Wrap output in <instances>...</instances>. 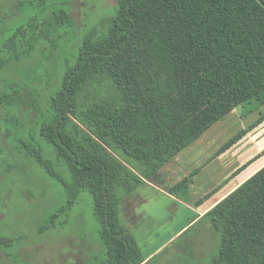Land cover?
Masks as SVG:
<instances>
[{"label":"trees","instance_id":"1","mask_svg":"<svg viewBox=\"0 0 264 264\" xmlns=\"http://www.w3.org/2000/svg\"><path fill=\"white\" fill-rule=\"evenodd\" d=\"M12 4L0 14V141L13 137L8 126L22 139L8 157L64 190L68 202L51 222L83 191L92 194L105 248L95 264H143L122 213L128 197L218 121L264 103V0H118L47 73V52L60 50L61 29L74 26L68 1ZM28 10L37 13L8 31ZM45 77L46 95L38 87ZM185 186L188 178L171 193ZM203 219L221 236L213 264H264V167Z\"/></svg>","mask_w":264,"mask_h":264},{"label":"rangeland","instance_id":"2","mask_svg":"<svg viewBox=\"0 0 264 264\" xmlns=\"http://www.w3.org/2000/svg\"><path fill=\"white\" fill-rule=\"evenodd\" d=\"M67 1L74 26L61 29V33H67V36L59 41L60 50L55 51L52 47V50L47 52L45 58L49 60L45 64L46 70L45 66L40 69L42 73L44 71L47 73L50 68L56 66V59L62 51L64 55L61 60L65 62L70 56V51H76L70 48L76 49L81 39L95 25L112 15L118 2V0ZM11 4L12 0H0V14H5L6 8ZM35 13L37 11L28 10L15 17L8 22V31L27 24ZM39 62L41 59L38 57L29 61L32 66ZM47 80L45 77L44 82L38 84L45 95L49 89H53L51 85H47ZM28 100L32 101L31 96ZM249 110L248 106L239 107L234 113L212 126L197 142L194 147L197 162L196 159L193 160L195 166H191L190 173L196 175L188 178L190 184L195 176H199V183L207 186L208 190L217 188L219 182L223 183L226 174L233 168L264 150V125H260L244 136L242 144L237 148L238 153L229 159L230 164L219 160L205 164L208 157L216 158L222 146L239 136L242 130L248 129L256 121L257 115L242 114ZM2 128L5 133L7 126ZM8 128L14 130L13 137L0 141V172L7 171L5 176L0 177V238L8 239L5 244L0 245V264H95L105 254V248L100 237V226L94 215L92 194L87 190L83 191L71 210L51 222L57 210L67 204L68 197L55 180L42 174L40 168L37 167L33 172L29 167L23 166L25 163L8 157L13 146L17 144L16 141L22 139L20 129L13 126ZM186 152L188 149L183 154ZM119 158L140 171V164L124 152H120ZM263 166L264 159L250 169L246 173L247 176ZM198 168L200 170L196 171ZM236 178L233 179L236 181ZM230 187L231 185L227 184L225 188ZM158 191L142 184L130 196L140 194L148 200L132 203V206L137 205L139 215L136 224L131 228L132 233L142 254L145 257L152 255L145 264H213L221 245L220 234L211 227L208 219H200L189 225L197 212V203L203 196L199 187L196 188L195 195L194 190L188 186L177 191L173 198L178 201L179 208L173 206L170 199ZM219 194L220 192L207 200H212ZM128 202L131 200L127 199L126 203ZM48 225L51 228L46 231L40 230L41 227Z\"/></svg>","mask_w":264,"mask_h":264},{"label":"crops","instance_id":"3","mask_svg":"<svg viewBox=\"0 0 264 264\" xmlns=\"http://www.w3.org/2000/svg\"><path fill=\"white\" fill-rule=\"evenodd\" d=\"M261 108H263V109H261ZM232 113H234V111ZM232 113H230L229 115H231ZM242 114L245 116L257 115V119L253 124H251L248 127V129H244L241 131V133H243L244 135L240 141H238L236 144H234L231 147H228L225 150H224V148L227 144L222 146L220 151L216 154L217 155L216 158H209L208 157L206 159L207 162L205 164H209V163L214 162L216 160L217 161L218 160L223 161V163L228 164L229 163L228 161L231 158V156L232 155L234 156L235 154L238 153L237 148H239L240 144H242V140H243L244 136L247 135L252 129L260 127V125L261 126L264 125V120L261 123H257L262 118V116L264 115V103L262 104V106L260 108L254 109L252 111L249 110L247 112H242ZM229 115H227L226 117H228ZM225 118H223V119H225ZM222 120H220V121H222ZM220 121H218V122H220ZM204 135H205V133L195 143H193L191 146H189L188 148L185 149V150L188 149V152L183 154V152L185 151V150H183L172 161H170L168 164H166L155 176H153L150 180L145 181V185H148V186L154 188L156 191L159 190L158 192L161 193L162 195L166 196L167 198H169L171 201V204L177 208H179L180 206L178 204V201L173 198V196H175V194L171 193V189L173 187L177 186L178 184H180L186 178H190L191 176L196 175V173L194 175L190 174L192 172L191 166H195V164H193L194 163L193 160L196 159V157L194 155L195 154L194 153V147H196L195 145L197 144V142L199 140H201V138ZM231 152H232V154H230ZM262 159H264V150L259 154H255V155L251 156V159L249 157L247 160L242 162L240 165L233 168L229 173L226 174L225 181L223 183H222V181L219 182L217 188L214 187V188H211L208 190L207 186H205L204 184L201 185L199 183L200 182V181H198L199 176H195V178L192 180V182L190 184V188H191V190H194V195H195L196 188L199 187L203 196H202V198L200 197V199L197 203V205H198L196 208L197 212L194 215V219L192 221H190L189 225L196 222L197 220L203 219L204 216L214 206H216L218 203H220L224 198H226L229 194H231L234 190H236L240 185H242L245 181H247L252 176H254L258 171H260L264 166L261 167L260 169H258L257 171L253 172L250 176H247V174H246L257 163H260V161H262ZM196 162H197V159H196ZM185 166H187V167H185ZM242 167H244V169H242V171H240V173L233 176ZM199 170H200V168H198L196 171H199ZM233 178H236V181ZM197 181H198V184H197ZM209 184H210V182L207 183V185H209ZM227 184L231 185V187L229 189L225 188ZM219 192H220V194L218 197H215L212 200L210 199L209 201L207 200L209 197H211L213 195H217V193H219ZM199 194H200V192H199ZM128 200H131V202H128V204L126 203L124 205L123 216H125V218H124L125 223L127 224V226L130 228V230L132 232L131 228L133 225L136 224L137 217L139 216L137 213V205L132 206V203L133 204H134V202L137 203V201L148 202V200L145 199V197L140 195V194L139 195L135 194V197L134 196L130 197V198H128ZM126 211L128 214L126 213ZM186 227H183V228L185 229ZM151 256L152 255L145 257L143 255L145 262ZM145 262L143 264H145Z\"/></svg>","mask_w":264,"mask_h":264}]
</instances>
